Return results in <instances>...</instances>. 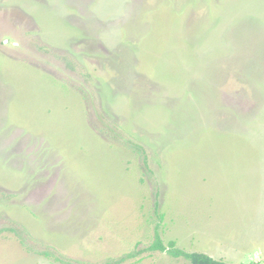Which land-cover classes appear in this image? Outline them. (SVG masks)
Returning a JSON list of instances; mask_svg holds the SVG:
<instances>
[{"label": "rangeland", "instance_id": "374dc122", "mask_svg": "<svg viewBox=\"0 0 264 264\" xmlns=\"http://www.w3.org/2000/svg\"><path fill=\"white\" fill-rule=\"evenodd\" d=\"M155 233L264 264V0H0V264Z\"/></svg>", "mask_w": 264, "mask_h": 264}, {"label": "trees", "instance_id": "16d2710c", "mask_svg": "<svg viewBox=\"0 0 264 264\" xmlns=\"http://www.w3.org/2000/svg\"><path fill=\"white\" fill-rule=\"evenodd\" d=\"M174 245H175L174 241H169L167 246L162 244L160 238L157 236V233H155V240L150 244V246L147 247V249L148 250H160L164 252L166 251L168 254L174 257L182 256L185 259L189 260L191 264H232V263H227L221 260H217L203 252H196V251L186 252L181 248L175 247ZM127 256L133 257L134 254L129 253L127 254Z\"/></svg>", "mask_w": 264, "mask_h": 264}]
</instances>
